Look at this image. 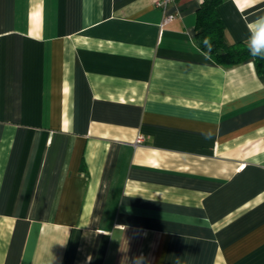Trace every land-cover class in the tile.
<instances>
[{"label": "crops", "instance_id": "obj_1", "mask_svg": "<svg viewBox=\"0 0 264 264\" xmlns=\"http://www.w3.org/2000/svg\"><path fill=\"white\" fill-rule=\"evenodd\" d=\"M199 2L0 0V264H264V73ZM217 12L250 42L264 0Z\"/></svg>", "mask_w": 264, "mask_h": 264}, {"label": "trees", "instance_id": "obj_2", "mask_svg": "<svg viewBox=\"0 0 264 264\" xmlns=\"http://www.w3.org/2000/svg\"><path fill=\"white\" fill-rule=\"evenodd\" d=\"M222 0H200L196 11L194 35L198 48L223 66L253 60L257 71L264 73V59L249 51V41L229 39L225 24L217 12Z\"/></svg>", "mask_w": 264, "mask_h": 264}, {"label": "clouds", "instance_id": "obj_3", "mask_svg": "<svg viewBox=\"0 0 264 264\" xmlns=\"http://www.w3.org/2000/svg\"><path fill=\"white\" fill-rule=\"evenodd\" d=\"M249 27L252 32L249 45L250 54L264 59V16L258 18Z\"/></svg>", "mask_w": 264, "mask_h": 264}, {"label": "built area", "instance_id": "obj_4", "mask_svg": "<svg viewBox=\"0 0 264 264\" xmlns=\"http://www.w3.org/2000/svg\"><path fill=\"white\" fill-rule=\"evenodd\" d=\"M174 0H153L154 4L159 7L162 11V18L161 21L159 23V27L160 29L167 24L168 22H170L174 17H175V13L169 11V6L170 4L173 2ZM142 139L141 136H138L136 138V142H140V140Z\"/></svg>", "mask_w": 264, "mask_h": 264}, {"label": "snow or ice", "instance_id": "obj_5", "mask_svg": "<svg viewBox=\"0 0 264 264\" xmlns=\"http://www.w3.org/2000/svg\"><path fill=\"white\" fill-rule=\"evenodd\" d=\"M244 2H245V3H248V2H249V0H244Z\"/></svg>", "mask_w": 264, "mask_h": 264}]
</instances>
